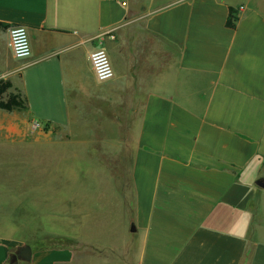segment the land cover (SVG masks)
Segmentation results:
<instances>
[{
    "label": "crops",
    "instance_id": "obj_1",
    "mask_svg": "<svg viewBox=\"0 0 264 264\" xmlns=\"http://www.w3.org/2000/svg\"><path fill=\"white\" fill-rule=\"evenodd\" d=\"M0 22L32 47L15 59L0 30V80L27 100L5 116L11 133L39 121L120 166L103 170L119 207L106 199L102 237L89 208L75 251L0 235V264H264V0H0ZM98 47L109 81L91 67ZM26 245L31 260L13 261Z\"/></svg>",
    "mask_w": 264,
    "mask_h": 264
},
{
    "label": "rangeland",
    "instance_id": "obj_2",
    "mask_svg": "<svg viewBox=\"0 0 264 264\" xmlns=\"http://www.w3.org/2000/svg\"><path fill=\"white\" fill-rule=\"evenodd\" d=\"M7 115L11 113L0 110V235L30 242L36 250L75 251V215L84 227L91 208L96 214L93 219L97 216L92 231L102 237L106 199L112 210L119 207L115 198L102 193L103 170L120 166L104 164L106 150H90L91 155L75 150V133L65 129L33 133L29 124L24 135H14ZM86 192L91 195L81 199L80 210L75 195ZM116 216L106 218L107 223ZM88 220L92 222L90 216Z\"/></svg>",
    "mask_w": 264,
    "mask_h": 264
},
{
    "label": "built area",
    "instance_id": "obj_3",
    "mask_svg": "<svg viewBox=\"0 0 264 264\" xmlns=\"http://www.w3.org/2000/svg\"><path fill=\"white\" fill-rule=\"evenodd\" d=\"M123 6L128 0H120ZM9 34V47L15 59H27L32 54V47L28 29L23 25H13L7 28ZM90 63L96 79L100 82L109 81L115 76V69L107 50L98 47L90 54ZM47 125L39 121L31 122V132H45Z\"/></svg>",
    "mask_w": 264,
    "mask_h": 264
},
{
    "label": "trees",
    "instance_id": "obj_4",
    "mask_svg": "<svg viewBox=\"0 0 264 264\" xmlns=\"http://www.w3.org/2000/svg\"><path fill=\"white\" fill-rule=\"evenodd\" d=\"M229 17L226 22L228 28L236 27L235 10L230 8ZM10 26L0 22V30H7ZM13 84L10 81L0 80V110L12 113L15 111H23L27 109V100L19 91H12ZM49 125H47L48 129Z\"/></svg>",
    "mask_w": 264,
    "mask_h": 264
},
{
    "label": "water",
    "instance_id": "obj_5",
    "mask_svg": "<svg viewBox=\"0 0 264 264\" xmlns=\"http://www.w3.org/2000/svg\"><path fill=\"white\" fill-rule=\"evenodd\" d=\"M257 185L264 187V180L257 181ZM32 258V248L28 245L19 248L17 255L13 256V261L22 260L25 262L30 261Z\"/></svg>",
    "mask_w": 264,
    "mask_h": 264
}]
</instances>
